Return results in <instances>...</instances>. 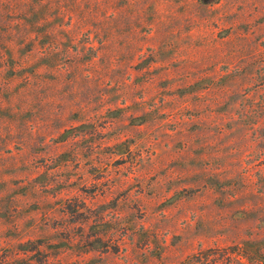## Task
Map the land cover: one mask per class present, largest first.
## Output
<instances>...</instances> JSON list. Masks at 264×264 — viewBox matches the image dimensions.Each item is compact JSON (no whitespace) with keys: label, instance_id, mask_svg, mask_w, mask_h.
<instances>
[{"label":"rangeland","instance_id":"1","mask_svg":"<svg viewBox=\"0 0 264 264\" xmlns=\"http://www.w3.org/2000/svg\"><path fill=\"white\" fill-rule=\"evenodd\" d=\"M0 264H264V0H0Z\"/></svg>","mask_w":264,"mask_h":264}]
</instances>
